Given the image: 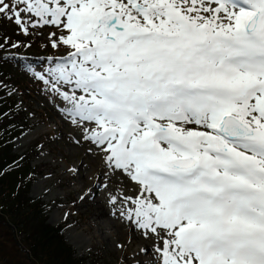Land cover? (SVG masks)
<instances>
[{
  "label": "snow or ice",
  "instance_id": "snow-or-ice-1",
  "mask_svg": "<svg viewBox=\"0 0 264 264\" xmlns=\"http://www.w3.org/2000/svg\"><path fill=\"white\" fill-rule=\"evenodd\" d=\"M0 17L71 49L33 78L100 178L134 182L120 215L151 264H264V0H0Z\"/></svg>",
  "mask_w": 264,
  "mask_h": 264
},
{
  "label": "rangeland",
  "instance_id": "rangeland-1",
  "mask_svg": "<svg viewBox=\"0 0 264 264\" xmlns=\"http://www.w3.org/2000/svg\"><path fill=\"white\" fill-rule=\"evenodd\" d=\"M1 19L3 18L1 17ZM14 26L17 29L15 23ZM54 31H57L54 26H45L41 29H30L32 34L27 36L20 32L18 37L22 43L21 49L15 50L23 52L25 49L29 56L14 53L12 56L16 63L13 60L15 64L5 70L0 67V72L11 81L19 83L21 80L17 78H23L22 84L12 83L11 88L17 90V93L12 97L15 98V102L20 108L19 124L26 130V133L22 137L20 136L21 139L14 141L12 152L16 155H26L30 160V167L36 175L33 184L29 187L28 195L31 198L40 199L50 206L51 210L44 218L45 224L53 228L61 223L68 226L64 236L61 237L64 243L70 247L74 258L83 256L86 261H91V264H138L141 259V261H145L142 264H148L155 253L153 251H148L147 254L140 253L141 257L132 259L136 251L138 252L144 246H139L137 250L136 246L131 248L128 245L130 236H122V231L119 228L113 230L103 227L101 230L92 226L91 229H87L90 225H94L92 214L96 211L100 212L99 206L103 205L106 208V214L110 219H118L119 208L115 205L116 203H109L110 195L115 196V194L107 192V189L103 190L107 192L106 195L101 194L99 197V195L91 193L86 199H80L89 189L86 186L91 184L90 178H93L92 175L96 173V170H92L87 163H80L84 153L90 157L88 149L91 145L81 138L80 132L50 101L49 91L45 84L38 78H33V74H38L50 67L53 58L56 61H61L71 51L64 45L57 48L51 47L48 34ZM23 45L29 46L24 47ZM40 54L45 56L41 58L33 56ZM49 54L51 56H47ZM77 140L82 142L76 143ZM71 147H75L78 151L74 152L73 150L69 153ZM85 161L87 162V160ZM72 166H78L79 171L77 173L67 171ZM59 172H63L65 177H61ZM56 181L60 182L62 186H58ZM47 183L49 184L47 185ZM64 183L67 184L63 186ZM99 199L104 201L96 203L100 201ZM68 214H70L69 218H67ZM62 216L63 219H58ZM119 218L120 221L117 220L119 223L126 224V219ZM103 229L105 230L103 231ZM75 235L80 241L74 238ZM136 236L138 235L136 234ZM7 239L10 243L11 239L8 237ZM117 243L124 244L125 248L123 250L117 248ZM6 247L8 254H15L14 250ZM10 262L12 264H29L26 259L20 258L18 255Z\"/></svg>",
  "mask_w": 264,
  "mask_h": 264
},
{
  "label": "trees",
  "instance_id": "trees-1",
  "mask_svg": "<svg viewBox=\"0 0 264 264\" xmlns=\"http://www.w3.org/2000/svg\"><path fill=\"white\" fill-rule=\"evenodd\" d=\"M8 28L9 22L0 19V43L4 37L10 41L0 49V55L12 47L11 42L20 41L13 32H8ZM6 59L9 58L6 56L1 60ZM1 95L2 92L0 108L5 111L10 108L12 117L17 111L13 98ZM10 117L0 125V264H12L10 260L17 255L29 264H84V259L74 258L64 243L61 228L45 224L44 205L28 196L29 165L11 153V140L17 133L15 128L7 126L11 122ZM7 237L11 239L10 243ZM6 246L15 254H8Z\"/></svg>",
  "mask_w": 264,
  "mask_h": 264
},
{
  "label": "bare ground",
  "instance_id": "bare-ground-1",
  "mask_svg": "<svg viewBox=\"0 0 264 264\" xmlns=\"http://www.w3.org/2000/svg\"><path fill=\"white\" fill-rule=\"evenodd\" d=\"M199 127V126H197ZM26 137V136H25ZM77 143V142H76ZM74 152H77L78 149H75V147H71L69 148V153L71 151ZM79 154V153H78ZM82 155V154H80ZM87 160V162L85 161ZM80 163H87L90 168L92 170H96L97 173L94 175L91 183L93 184L92 185V188L91 190L93 191V189H95L96 187H100L102 188V184L108 182V187H110V191L114 192L115 193V196L116 198H121L123 197L124 195L128 194L129 190L132 189L134 187V182H132L127 176L125 175H121L119 173L113 175L110 171L108 173V176L106 178H100L101 177V174L105 171H108L105 169L104 167V162L103 160L98 156V155H91L90 154V157H88L87 155H85L84 153V156H82V159H81V162ZM61 173L60 176L61 177H65L64 173L63 172H59ZM93 176V175H92ZM89 178V177H88ZM64 180V179H63ZM64 182V181H63ZM58 186H62V184L58 181L55 182ZM49 183H47L48 185ZM65 184L67 183H64L63 186H65ZM86 185V184H85ZM68 186V185H67ZM87 187V186H86ZM88 188V187H87ZM85 192V191H84ZM103 194V193H102ZM101 196V195H100ZM99 196V197H100ZM91 197V196H90ZM93 199V198H92ZM96 199V198H95ZM104 199V197H103ZM110 200V199H109ZM121 200V199H120ZM106 201V200H105ZM122 201V200H121ZM103 200L100 199V201L96 202V203H102ZM108 202V201H107ZM123 204H124V201H122ZM122 203L119 204V207H121ZM101 205V204H100ZM110 205V204H109ZM116 205V204H115ZM97 206V205H96ZM92 207V206H91ZM98 208V207H97ZM100 208V212H95L94 214H92V216H94L92 219H94V225H90L89 227H87V229H91L92 226L94 227H97V228H100L102 230L103 227H108L109 229H113V230H116V228H119V230L122 231L121 235H129L130 236V239L128 241V245H130V247H134L136 246V250L138 249L139 246H144L145 245V241L139 237V236H136V232L135 230L133 229L132 225L129 223V222H126V224L124 222L122 223H119L117 221L116 218H113V219H110L107 214H106V208L101 205L99 206ZM94 209V208H93ZM121 209L122 208H119V211L121 212ZM108 211V210H107ZM109 212V211H108ZM91 216V215H90ZM62 217H59L58 219H61ZM119 218V217H118ZM123 220H125L123 217H122ZM92 223V222H91ZM99 229V230H100ZM106 229V228H105ZM103 229V231L105 230ZM108 231V230H106ZM99 232V231H98ZM113 232V231H112ZM138 235V234H137ZM75 239H77L78 241L79 238L78 236H74ZM130 243V244H129ZM151 249V247H149V250ZM140 250H138V252L136 251V254L133 256V258H138V257H141L140 255ZM142 260V259H141ZM144 263V262H143Z\"/></svg>",
  "mask_w": 264,
  "mask_h": 264
}]
</instances>
